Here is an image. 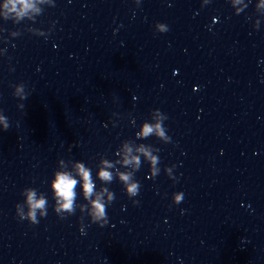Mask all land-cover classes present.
Segmentation results:
<instances>
[{"label": "water", "instance_id": "obj_1", "mask_svg": "<svg viewBox=\"0 0 264 264\" xmlns=\"http://www.w3.org/2000/svg\"><path fill=\"white\" fill-rule=\"evenodd\" d=\"M242 3L237 14L231 0H43L30 18L0 19V264H264V8ZM20 82L23 110L10 87ZM157 108L170 143L136 138ZM125 141L177 165L176 182L162 170L145 179L142 163L139 204L114 180L109 223L85 217V235L79 209L15 218L26 187L51 205L57 160L94 176Z\"/></svg>", "mask_w": 264, "mask_h": 264}, {"label": "clouds", "instance_id": "obj_2", "mask_svg": "<svg viewBox=\"0 0 264 264\" xmlns=\"http://www.w3.org/2000/svg\"><path fill=\"white\" fill-rule=\"evenodd\" d=\"M38 2L43 0H0V19L11 20L13 23L19 22L21 19L30 18L33 13L40 11L37 7ZM140 0H136L139 3ZM235 12L238 14L243 7L242 0H231ZM210 0H200V7L208 5ZM257 7L264 8V0H259ZM155 33H165L168 26L165 23L156 22L152 25ZM55 47V45H54ZM12 69L10 68L9 71ZM175 75V72L173 73ZM11 95L18 103L17 110H23L25 101L29 95L25 83L20 82L10 86ZM113 116L115 113L112 114ZM168 119L166 113L161 112L158 108L151 110L150 119L142 122L135 135L137 139H144L154 136L157 140L164 143L171 142V136L168 134L165 121ZM10 127L9 118L0 110V132L6 131ZM71 150L69 145L68 151ZM116 159H101L95 169L87 166L83 161H71V166H65L63 159L57 160V168L52 172L48 180V188L50 190L51 205L49 204V196L38 193L32 187H26L21 190L20 196L22 200L14 205L15 218L18 221H27L30 225H36L39 220L46 217L48 209L51 206L52 212L58 219L64 220L74 215L79 209V232L85 235V225L82 223L87 218L88 225H96L104 227L109 223L107 208L113 203L115 193L110 190L108 185L118 181L124 196L131 202L133 206L139 204L135 199L140 191L141 183L135 179V172L139 170L142 163H146L147 172L145 179L155 178L163 171L164 175L173 183L177 177L173 175L177 165L160 167V158L154 154V149L150 145L138 144L133 145L123 142L115 150ZM143 157V161L141 159ZM102 186L97 190V183ZM79 184V190L77 185ZM182 192H173L171 194V203L178 205L183 200ZM80 201L78 204L77 201ZM183 212V210H182ZM178 264H183L182 260L177 258Z\"/></svg>", "mask_w": 264, "mask_h": 264}]
</instances>
